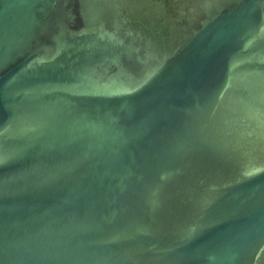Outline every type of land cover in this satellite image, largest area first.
I'll use <instances>...</instances> for the list:
<instances>
[{
	"label": "water",
	"instance_id": "1",
	"mask_svg": "<svg viewBox=\"0 0 264 264\" xmlns=\"http://www.w3.org/2000/svg\"><path fill=\"white\" fill-rule=\"evenodd\" d=\"M0 264H264V0H0Z\"/></svg>",
	"mask_w": 264,
	"mask_h": 264
}]
</instances>
